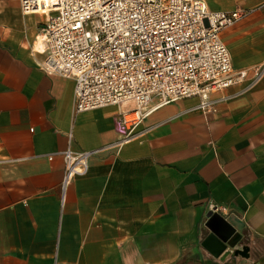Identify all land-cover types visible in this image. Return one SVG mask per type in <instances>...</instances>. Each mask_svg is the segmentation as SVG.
<instances>
[{
    "label": "crops",
    "instance_id": "1",
    "mask_svg": "<svg viewBox=\"0 0 264 264\" xmlns=\"http://www.w3.org/2000/svg\"><path fill=\"white\" fill-rule=\"evenodd\" d=\"M203 1L248 11L220 39L234 71L264 70V0ZM45 19L0 0V264H264V73L212 113L159 106L125 142L119 107L75 113L73 80L40 70ZM68 146L95 153L61 203ZM209 212L243 224L247 258L202 246Z\"/></svg>",
    "mask_w": 264,
    "mask_h": 264
},
{
    "label": "built area",
    "instance_id": "2",
    "mask_svg": "<svg viewBox=\"0 0 264 264\" xmlns=\"http://www.w3.org/2000/svg\"><path fill=\"white\" fill-rule=\"evenodd\" d=\"M17 2L23 15L46 16L40 70L73 80L75 113L119 107L121 141L134 138L159 106L197 98V108L212 113L223 98L211 94L245 80L251 89L264 73L255 69L249 77L245 70L234 71L220 39L222 31L247 16L246 10L213 12L203 0ZM94 153L74 152L70 146L61 152V203L72 180L86 174Z\"/></svg>",
    "mask_w": 264,
    "mask_h": 264
},
{
    "label": "water",
    "instance_id": "3",
    "mask_svg": "<svg viewBox=\"0 0 264 264\" xmlns=\"http://www.w3.org/2000/svg\"><path fill=\"white\" fill-rule=\"evenodd\" d=\"M205 227L209 230V235L202 242V246L211 254L214 259L221 258L222 255L227 257V249L231 250L230 257L247 258V248H237L241 241V231L243 224L235 217L229 216L224 218L217 213L209 212Z\"/></svg>",
    "mask_w": 264,
    "mask_h": 264
},
{
    "label": "rangeland",
    "instance_id": "4",
    "mask_svg": "<svg viewBox=\"0 0 264 264\" xmlns=\"http://www.w3.org/2000/svg\"><path fill=\"white\" fill-rule=\"evenodd\" d=\"M209 1H212L213 3H217L219 4L220 0H209Z\"/></svg>",
    "mask_w": 264,
    "mask_h": 264
}]
</instances>
